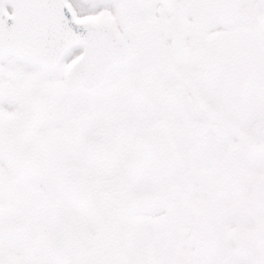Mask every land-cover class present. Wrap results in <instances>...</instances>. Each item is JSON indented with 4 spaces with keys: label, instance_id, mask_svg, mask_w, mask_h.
Returning <instances> with one entry per match:
<instances>
[{
    "label": "snow or ice",
    "instance_id": "6c2138e0",
    "mask_svg": "<svg viewBox=\"0 0 264 264\" xmlns=\"http://www.w3.org/2000/svg\"><path fill=\"white\" fill-rule=\"evenodd\" d=\"M0 264H264V0H0Z\"/></svg>",
    "mask_w": 264,
    "mask_h": 264
}]
</instances>
